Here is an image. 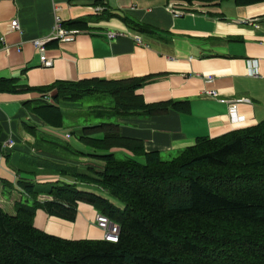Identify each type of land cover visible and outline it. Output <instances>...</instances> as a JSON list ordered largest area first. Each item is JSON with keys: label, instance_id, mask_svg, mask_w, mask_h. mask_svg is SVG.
Masks as SVG:
<instances>
[{"label": "trees", "instance_id": "obj_1", "mask_svg": "<svg viewBox=\"0 0 264 264\" xmlns=\"http://www.w3.org/2000/svg\"><path fill=\"white\" fill-rule=\"evenodd\" d=\"M63 25L86 28L81 20ZM128 25L149 30L144 24ZM149 78L94 77L29 86L16 77H0V93H39L24 104L51 128L62 127V103L75 104L87 95L110 96L106 106H89L90 113L114 119L69 131L76 145L64 137L63 144L50 141L64 154L99 164L82 168L31 160L73 181L18 180L26 199L15 202L14 214L0 207V264H264V119L216 137H197L164 160L159 151H146L141 140L120 132V118L190 113L188 99L146 102L137 91ZM1 143L0 138V154ZM39 195L48 198L39 200ZM78 202L115 222L118 241L66 239L34 226L37 209L73 221Z\"/></svg>", "mask_w": 264, "mask_h": 264}, {"label": "crops", "instance_id": "obj_2", "mask_svg": "<svg viewBox=\"0 0 264 264\" xmlns=\"http://www.w3.org/2000/svg\"><path fill=\"white\" fill-rule=\"evenodd\" d=\"M54 5L62 24L81 20L86 28L63 25L73 32V38L48 40L45 49L50 64L44 66L31 40L49 36ZM174 8L183 13L174 16ZM13 19L21 31L8 30ZM133 23L144 24L149 30L129 27ZM107 32L118 35L109 40ZM207 75H212L211 82L205 80ZM139 76H150L137 91L146 102H191L190 113L170 110L162 115L118 119L121 134L141 140L146 151L171 156L192 145L197 137H216L263 120L264 0L248 4L234 0H0V77L43 86L56 80ZM208 90H216L218 96L207 94ZM38 97L37 92L0 93V138L2 142L8 137L15 141L0 163V207L9 214L15 213L16 201L26 199L20 178L37 183L73 181L43 165L33 166L32 159L82 168L92 165L79 162L85 158H73L69 152H50L54 145L50 139L63 140L64 135L24 104ZM220 98L236 100L237 114H232L230 102ZM31 170L37 173L29 174ZM6 188L10 189L8 199L3 196ZM47 198L38 196L39 200ZM95 213L97 210L84 202L77 203L73 221L37 209L33 224L66 239H101Z\"/></svg>", "mask_w": 264, "mask_h": 264}, {"label": "built area", "instance_id": "obj_3", "mask_svg": "<svg viewBox=\"0 0 264 264\" xmlns=\"http://www.w3.org/2000/svg\"><path fill=\"white\" fill-rule=\"evenodd\" d=\"M53 10L55 13L54 14V23L52 24V28H51V32H50L49 36L46 38H34L31 40L33 47L39 52L41 63L44 66H47L50 64L48 62L49 60L47 59L46 49H45V44L48 40L56 39L58 41H66V40H70L71 38H73V32L69 31L68 29H66L62 25L61 18L57 14L58 6L54 5ZM172 12H173L174 16H178V15H181L183 13L182 10L177 9V8H174ZM8 30L9 31H14V30L21 31L20 24L18 23V21L16 19L11 20V22L8 24ZM117 35L118 34L114 33V32H107V37L109 40L115 38ZM135 40L137 43H141L140 38L135 37ZM5 49H7V46H5ZM212 79H213L212 75L205 76V80L207 82H211ZM207 94L214 96V97L218 96V92L216 90H208ZM46 99L49 100L48 98H46ZM220 101L221 102H230V101L223 99V98L222 99L220 98ZM230 103H231L230 104L231 105V112L233 115H236L237 114V104H236L237 102L235 100V101H231ZM65 137L69 138V134L66 133ZM14 145H15V141L11 137H8L7 139H5L2 142V144H1L2 152L0 154V163L2 161V158H3L6 150L8 148L14 147ZM94 221H95V224L97 225V227L102 231L101 238L103 240L109 241V242H117L118 241L120 228L115 222L111 221L105 214H102L100 212L95 213Z\"/></svg>", "mask_w": 264, "mask_h": 264}, {"label": "rangeland", "instance_id": "obj_4", "mask_svg": "<svg viewBox=\"0 0 264 264\" xmlns=\"http://www.w3.org/2000/svg\"><path fill=\"white\" fill-rule=\"evenodd\" d=\"M109 101H110V96L102 95V94H95V95H87L75 104L62 103L61 109H62V113H63V124H62V127L60 128L61 131L66 134L69 131H72L75 128L81 127L84 125H91L94 123H99L101 121H103V122L113 121L114 120L113 118H110V119H108V118H95L94 115H92V113H90L91 108L89 106H95V105L106 106L109 104ZM92 110H94V108H92ZM50 140L61 143V144L66 143V142L62 141L61 139L51 138ZM70 141H71V143H74V141L76 142L77 140H76L75 136H72V138H70ZM52 145H53V143H52ZM50 150H51L50 152L53 155H59L60 154V149L58 147H55L54 145H53L52 149L50 147ZM179 153H176V154L171 155V156L163 154L161 157L164 160H169V159H172L173 157H176ZM69 155L73 158H76V156H74L72 154H69ZM116 155L118 157H123L122 152H117ZM78 161L84 162V163L90 162L92 165L99 164L91 158L78 159ZM31 166H32V164L30 165V167ZM9 191H10L9 188L5 189L3 196L6 199L9 198V193H8ZM114 201L117 202L116 200H114Z\"/></svg>", "mask_w": 264, "mask_h": 264}]
</instances>
